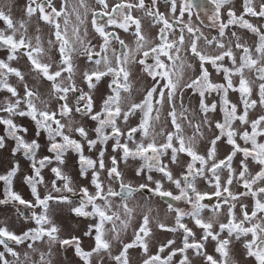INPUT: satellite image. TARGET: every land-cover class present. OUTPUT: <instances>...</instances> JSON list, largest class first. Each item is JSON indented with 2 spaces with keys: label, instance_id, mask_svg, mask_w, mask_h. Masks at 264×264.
Masks as SVG:
<instances>
[{
  "label": "snow or ice",
  "instance_id": "snow-or-ice-1",
  "mask_svg": "<svg viewBox=\"0 0 264 264\" xmlns=\"http://www.w3.org/2000/svg\"><path fill=\"white\" fill-rule=\"evenodd\" d=\"M210 3L205 14L217 31L211 38L195 23L201 17L193 8L204 5L194 0H167L166 12L159 0H96L95 8L88 0H60L58 6L27 0L18 21L10 7H0V91L8 94L0 100V148L11 140V154L29 161L22 176L27 198L16 188L21 169L13 161L0 173V205L13 204L34 222L19 233L0 226V264H56L60 250H71L79 264H133L132 250L142 254L140 264H193V258L240 264L234 242L250 264H264V23L250 19L264 21V0H242L239 13L231 0ZM97 9L106 22L97 19ZM172 21L181 25L179 32ZM41 22L49 28L46 45ZM233 27L256 39L249 43ZM119 30H132L131 42ZM21 59L24 68L17 66ZM137 67V80L151 78L138 102L132 96ZM28 77L46 82V92ZM104 79L106 91L97 101L94 93ZM189 92L197 98L195 107L184 102ZM70 151L78 156L85 184L76 185L63 170ZM45 169L54 176L50 181ZM129 171L136 183L126 179ZM145 190L149 199L170 197L190 207L167 204L171 223L153 216L151 207L137 220L129 201ZM212 197L216 203L205 216ZM53 205L68 206L89 223L66 233ZM156 230L179 242L156 241ZM16 245L25 248L22 257Z\"/></svg>",
  "mask_w": 264,
  "mask_h": 264
},
{
  "label": "rangeland",
  "instance_id": "rangeland-1",
  "mask_svg": "<svg viewBox=\"0 0 264 264\" xmlns=\"http://www.w3.org/2000/svg\"><path fill=\"white\" fill-rule=\"evenodd\" d=\"M54 2L58 6L60 0H54ZM73 2H74V0H73ZM146 2H147V0H146ZM259 2H260V0H256L257 4ZM15 3H16V0H0V7H2L6 12L9 10V7H10L11 8V15H12L13 19L15 21H18V20L24 18V9L22 11L23 17L19 18L20 12L17 11V9L15 7ZM88 3L91 7L95 8L96 0H88ZM194 3H195V5H201V4L204 5L203 9L198 8V7L193 8L194 16L201 17V20H197L195 22L196 25L199 26L202 29V31H204L205 34L209 36V38H211V36L217 35L216 29L212 28L210 26V23L207 22V16L205 14L206 12L208 14H210L211 9L213 8V5L210 3V0H194ZM241 4H242V0H231V4L229 6L236 9L237 12L239 13V11L242 10ZM166 5H167V1L164 2L162 0H159V10L160 11L166 12L167 11ZM137 14L143 17V13H137ZM90 18L91 17H89V20H90ZM72 19H73V22H75V18L73 17ZM97 19L101 22H106L107 17L104 16V17L97 18ZM224 19L225 20L227 19L226 13H225ZM250 19L254 23H264V21H260L257 18H250ZM144 23H145V27L147 28V25L149 22L145 19ZM172 23L175 25V30L177 32H179L181 25L178 24L176 21H172ZM33 25H35V19L33 20ZM4 27H5V25L3 24L2 21H0V28H4ZM108 27L112 28L113 26H108ZM41 29H42V37H43V39L45 41V45H46V41L49 38V28H48V26L43 25V23L41 22ZM230 30L231 31H238L239 35H241L249 43H252L256 39V37L252 33L248 32L247 30L236 29L234 27L231 28ZM30 31H31V29H30ZM81 31H83V30H81ZM89 31L90 32L92 31L90 24H89ZM156 31H157L156 28H152L151 29V35L155 36ZM119 34L128 38L129 42H131L130 38L132 36V30H130L128 33H124L123 30H119ZM69 35H71V32H69ZM96 42L97 41L95 39H93V43H96ZM120 51H123V50H120ZM51 55L54 58H58V54L55 51H53L51 53ZM0 58H5V53L2 49H0ZM149 58H151V57H149ZM149 62H150V59H149ZM16 63H17V66L24 68L26 60L21 59L20 61H18ZM85 66H86V61H84L83 58H81V60H80L81 70H83V68ZM212 71H213V76L215 77L216 74H215L214 70H212ZM135 73L136 74L133 76L134 86H133L132 96H133V99L136 102H138V100L140 98H142L140 95L141 91L143 90V88L146 85H150L151 78L147 77L145 75L141 79L137 80V76L140 75L139 67L136 68ZM28 81L32 87L39 89L41 92H46V90H47V83L46 82L44 84H41V82L38 79H35L34 77H28ZM77 81H78V83L80 82L79 77H77ZM10 82L13 83L14 85H16L18 88H20V85L15 80V78H10ZM106 85H107V79L102 80L97 85V89L95 90V93H94L97 101H99L100 96L103 93H105ZM81 86L85 87V90H87L86 86H84L82 84H81ZM7 95L8 94L6 92L0 91V100H2ZM236 98H238V94H233V99L235 100ZM184 102L186 105H191L192 107H195L197 104V98H196L195 94L189 92L187 95H185ZM177 103H179V101H177ZM17 122L24 123L25 126H28L31 123L30 121L26 120V118H18ZM135 122H136V120L134 119L133 123H135ZM87 126L91 127L93 125L90 122H87ZM4 134L5 133H4L3 126H0V135H4ZM45 139H46V137H45ZM12 147H14V142L9 140V141H7L4 148H0V173H2L4 170H6L9 167L11 162L18 161L20 164L21 171L18 174V178L16 179V188L18 191L24 192L26 194V198H27L28 189H27L26 185L22 184V176L25 173L29 172V161L27 159H25L21 153H18L16 156H13L11 154V148ZM105 147L107 148L108 154H111V144L106 145ZM221 151L223 152V146L221 148ZM43 154H48V153L45 151ZM85 154L86 155H93V153L87 152V149L85 150ZM237 162H238V160H237ZM62 167L66 173H68L69 175H71L73 177L76 185L87 183V180L85 178H81L78 175V173H79L78 156L74 152L70 151L66 154L65 164ZM122 167H125V166L122 165ZM173 167H174V170L178 171V169H176L175 166H173ZM43 175L45 176L46 181H50L51 179L54 178V176L51 174L49 169L43 170ZM126 179L131 180L133 183H136L139 178L134 177V175L129 171V174L126 177ZM0 184H2V182H0ZM199 186L201 187L202 190L207 187V185H205L203 182H201V184ZM239 190H242V189H239ZM0 191H2V188H0ZM40 191L43 193L44 191H46V189L41 187ZM204 202L208 203L209 201L206 199ZM169 203H171L174 207H180V208H189L190 207L184 201H175V200H172L170 197L158 198V197L153 196L149 199V193L146 190L141 192V193H137L135 195L134 199L129 201V205L136 209L135 215H136L137 220L140 218V215L142 214L143 211H146L148 207H151L153 216L157 215V213H158L161 220H166L167 222L171 223V216L166 213L167 204H169ZM215 203H216V198L212 197L211 201H210L209 209L206 210L204 213L205 216L210 215L211 205H214ZM245 203H250V201L245 200ZM53 207L56 208V211H57V222L62 224L66 233L69 231H73V230L84 229V228H86L87 223H89V221L84 219V218L74 217L70 213L68 206L57 207V206L53 205ZM21 208H22V206H21ZM23 211H24L26 216L31 215L30 211H28L27 209H23ZM184 219H185V222H189V218L185 217ZM4 225H7L10 230L19 233L21 230H27L28 227L34 226V222L26 219L25 216H21L15 205L3 204V205H0V226H4ZM189 226H192L190 222H189ZM126 235L130 238L131 229H129V231ZM222 235H226V233H224ZM167 238H176L177 241L179 242L178 238L175 237L173 234L164 233V232H160V231L156 230V235H155L156 241H165ZM85 243L87 244V240H85ZM9 244L11 245L12 242L10 241ZM232 247H233L235 257L237 260L240 261V264H250V262L247 261L243 257L242 248H241V245L239 243L234 242ZM15 248L18 252L21 253V257H22L25 248L22 246H19V245H16ZM41 250L46 251V249H41ZM208 250H209V252H211L213 250L211 244H209ZM0 251H3V246H0ZM153 251H155V248H153ZM141 255L142 254L139 252V250H132L131 251L133 264H140V256ZM7 258L9 260L13 259L10 255ZM33 258L36 259L38 257L35 254H33ZM178 258L179 257H177V259ZM54 259L56 261V264H79L78 258L75 257L74 253L71 250H68L67 252L60 250L58 254L54 255ZM193 264H201L199 258H193Z\"/></svg>",
  "mask_w": 264,
  "mask_h": 264
},
{
  "label": "flooded vegetation",
  "instance_id": "flooded-vegetation-1",
  "mask_svg": "<svg viewBox=\"0 0 264 264\" xmlns=\"http://www.w3.org/2000/svg\"><path fill=\"white\" fill-rule=\"evenodd\" d=\"M162 1H167V0H162ZM27 4V0H16V3H15V7L17 9L19 13V18H22V11L23 9H25V6ZM163 12V11H161ZM101 17H104L102 11H100L99 9H97V18H101ZM120 50H123L122 48ZM149 59H150V62H149ZM146 62L148 63H152L153 61L151 60V58H146Z\"/></svg>",
  "mask_w": 264,
  "mask_h": 264
},
{
  "label": "water",
  "instance_id": "water-1",
  "mask_svg": "<svg viewBox=\"0 0 264 264\" xmlns=\"http://www.w3.org/2000/svg\"><path fill=\"white\" fill-rule=\"evenodd\" d=\"M10 242V241H9Z\"/></svg>",
  "mask_w": 264,
  "mask_h": 264
}]
</instances>
